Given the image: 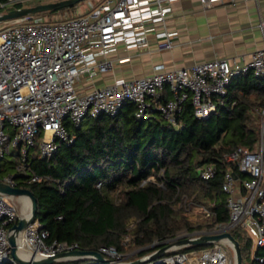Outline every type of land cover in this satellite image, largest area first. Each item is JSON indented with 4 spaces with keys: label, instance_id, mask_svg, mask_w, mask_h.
<instances>
[{
    "label": "built area",
    "instance_id": "1",
    "mask_svg": "<svg viewBox=\"0 0 264 264\" xmlns=\"http://www.w3.org/2000/svg\"><path fill=\"white\" fill-rule=\"evenodd\" d=\"M23 1L0 0V12ZM172 1L87 0L84 9L76 5L74 13L55 12L51 20L35 18L33 14L6 20L7 25L0 29V158L17 151L18 163L15 171L0 177L1 181L17 186L14 174L27 168L31 149L37 146L40 156H47L60 142L71 144L74 133L70 127L78 126L85 116L115 115L125 101H130L135 104L136 117L148 118L157 111L176 124L189 98L194 115L204 118L218 103H224L232 77L249 70L264 77L263 45L242 64L234 57L222 56L187 66L158 68L139 77H114L109 83L95 85L96 76L112 69L114 59L110 53L118 46L148 48L150 30L154 31L156 48L173 45L176 33L166 27ZM225 1L236 0H199L204 8ZM157 25L161 28L155 29ZM259 25L264 28L263 21ZM165 88L170 93L168 97L164 96ZM257 113L260 132L255 145L246 141L223 155L244 174H236L232 166L224 172L221 188L226 194L227 220L206 230L156 240L148 246L158 248L183 237L236 228L251 238L250 264L263 261L256 249L264 246V107L257 108ZM198 171L201 177L210 178L214 165L201 164ZM39 178L38 174L31 176V180ZM200 209L205 216H211L208 206L200 205ZM19 215L12 197L0 193V263L19 264L10 254L8 241L9 228ZM21 231L17 253L26 259L80 249L75 241L45 242L47 231L40 228L37 219ZM194 245L174 244L163 255L140 264H234L232 244L226 238L191 247ZM96 250L113 264L128 260V255L113 245H100ZM75 259L85 258L63 256L50 264H72L69 262Z\"/></svg>",
    "mask_w": 264,
    "mask_h": 264
},
{
    "label": "trees",
    "instance_id": "2",
    "mask_svg": "<svg viewBox=\"0 0 264 264\" xmlns=\"http://www.w3.org/2000/svg\"><path fill=\"white\" fill-rule=\"evenodd\" d=\"M259 107H264V77L251 70L232 77L224 103L204 118L194 115L189 98L176 124L157 111L136 117L135 104L125 101L115 115L85 116L71 126L73 142H60L50 155L40 156L37 146L32 148L27 168L14 174L16 185L36 197L45 242L75 241L80 249L113 245L121 253L131 245L139 248L137 256L143 255L154 241L173 237L182 227L193 228L182 214L184 203L208 206L213 224L227 220L224 172L232 166L236 174H244L223 155L259 134ZM208 162L214 172L203 178L198 166ZM17 163L13 152L2 156L0 177L15 171ZM33 174L40 178L31 180ZM231 232L242 260L250 257L251 238L240 229ZM256 253L263 257L258 264H264V246ZM69 263L100 264L92 258Z\"/></svg>",
    "mask_w": 264,
    "mask_h": 264
},
{
    "label": "crops",
    "instance_id": "3",
    "mask_svg": "<svg viewBox=\"0 0 264 264\" xmlns=\"http://www.w3.org/2000/svg\"><path fill=\"white\" fill-rule=\"evenodd\" d=\"M79 3V2H78ZM74 4L70 7L75 9ZM264 0L225 1L204 8L199 0H174L166 18V27L176 36L169 48L155 47L154 31L148 32L150 47L145 49L118 46L110 53L112 69L96 76L95 85L109 83L114 77L133 78L156 69L187 66L217 57H234L239 63L264 45ZM157 25L155 29H160ZM164 96H170L167 88ZM253 147L256 137L248 140Z\"/></svg>",
    "mask_w": 264,
    "mask_h": 264
},
{
    "label": "water",
    "instance_id": "4",
    "mask_svg": "<svg viewBox=\"0 0 264 264\" xmlns=\"http://www.w3.org/2000/svg\"><path fill=\"white\" fill-rule=\"evenodd\" d=\"M82 0H51L46 2H39L31 5H22L19 7H13L0 12V21H6L15 19L21 16L37 13L44 10L58 9L62 7L72 6ZM0 193L14 197L19 195H25L29 199V214L27 216L20 214L17 220L10 226L8 241L11 247V256L19 264H50L63 256H75L81 258H90L94 256L98 261L105 264H113L110 259L107 258L103 253L96 249H73L65 250L56 253L55 255H49L46 257H31L29 259L23 258L17 253V238L19 232L25 228L28 224L33 223L36 220V197L33 195L31 190L27 187H19L11 185L7 182L0 180ZM226 238L233 248L234 264H242V253L239 245V241L234 237L231 231L225 230L215 233H202L196 237H183L173 242L162 244L156 250L151 251L147 255L140 257L131 258L120 264H140L146 261L153 260L161 255L172 245H205L208 242Z\"/></svg>",
    "mask_w": 264,
    "mask_h": 264
},
{
    "label": "rangeland",
    "instance_id": "5",
    "mask_svg": "<svg viewBox=\"0 0 264 264\" xmlns=\"http://www.w3.org/2000/svg\"><path fill=\"white\" fill-rule=\"evenodd\" d=\"M46 1H51V0H25L22 2V5H31V4H35V3H39V2H46ZM87 0H82L77 4L78 9H84V7L86 6V2ZM91 1V0H90ZM16 5H8L6 7V9L9 8H13ZM5 9V10H6ZM66 10V9H65ZM65 10H57V12L59 14H70L71 12H75L74 8L71 9H67ZM35 18H42L45 20H51L54 18V12L50 11V10H44V11H40L37 13H33ZM5 25H7L6 21H0V29L2 27H4ZM256 115V113H255ZM13 153H17V151H12ZM13 202L15 203V205L18 208L19 214H21L22 212V207H23V203L22 201L19 199V196H14L12 197ZM180 204H177L176 207H179ZM181 211L182 214L185 215L188 220L190 221L191 225L193 228H187V227H182L180 228L175 235H179V236H183L184 234H187L189 232H193V231H199V230H206L211 228L214 224L212 223L211 219L209 218V216H205L202 213V210L200 209V207L195 206L192 202H187L184 203V205L181 206ZM146 249L148 250V252L144 253L143 255H147L151 252L152 246H146ZM252 249V246H251ZM139 250V248H135L133 246H127V250L126 252H124L125 255H128L127 259H131V258H136V257H140L142 255L137 256L136 253ZM231 251L233 253V249L231 248ZM131 256V257H130ZM251 263V259L250 257H245L242 260V264H250Z\"/></svg>",
    "mask_w": 264,
    "mask_h": 264
},
{
    "label": "bare ground",
    "instance_id": "6",
    "mask_svg": "<svg viewBox=\"0 0 264 264\" xmlns=\"http://www.w3.org/2000/svg\"><path fill=\"white\" fill-rule=\"evenodd\" d=\"M19 199L23 203L21 214L27 216L29 214V199L25 195H19ZM20 235H22V231H21ZM18 252L21 254H24L23 250H19Z\"/></svg>",
    "mask_w": 264,
    "mask_h": 264
}]
</instances>
